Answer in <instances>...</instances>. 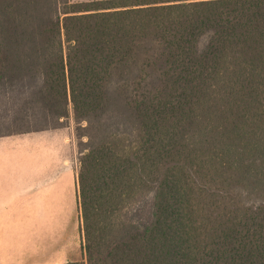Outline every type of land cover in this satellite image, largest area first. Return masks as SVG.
Returning a JSON list of instances; mask_svg holds the SVG:
<instances>
[{
    "label": "trees",
    "instance_id": "16d2710c",
    "mask_svg": "<svg viewBox=\"0 0 264 264\" xmlns=\"http://www.w3.org/2000/svg\"><path fill=\"white\" fill-rule=\"evenodd\" d=\"M27 85L88 137L66 264H264V0H0Z\"/></svg>",
    "mask_w": 264,
    "mask_h": 264
},
{
    "label": "crops",
    "instance_id": "0c3cea01",
    "mask_svg": "<svg viewBox=\"0 0 264 264\" xmlns=\"http://www.w3.org/2000/svg\"><path fill=\"white\" fill-rule=\"evenodd\" d=\"M23 108L0 107V264L81 262L74 122L26 128Z\"/></svg>",
    "mask_w": 264,
    "mask_h": 264
},
{
    "label": "rangeland",
    "instance_id": "374dc122",
    "mask_svg": "<svg viewBox=\"0 0 264 264\" xmlns=\"http://www.w3.org/2000/svg\"><path fill=\"white\" fill-rule=\"evenodd\" d=\"M71 2H85V1H96V0H69ZM36 87L35 86H22V87H8V86H4L2 88H0V107L3 109V112H7V111H14L15 109H17V107L19 106H23L24 104H26V102H28V107L31 106L30 104V98L28 96V94L30 95V91L35 90ZM28 93V94H27ZM39 106V105H38ZM71 112V110H70ZM10 115H12L11 113H8ZM31 116H29L28 118V123H26V128H41L46 127V126H56L55 121H58L57 119L53 118H46V120L42 119V116L39 113H35V115L37 116H33V114H30ZM13 117V115H12ZM73 119V116L71 115L70 117V113L68 115V117H65L64 119ZM63 119V120H64ZM32 121V122H30ZM67 120H64L63 124L66 123ZM85 125V124H83ZM74 135H75V145H76V155L77 156V164L79 167V163H78V159L80 156V152L83 151L84 148V144L85 142H87V135L86 132L84 131H80L77 127L76 124L74 123ZM28 264H32L29 261L28 258Z\"/></svg>",
    "mask_w": 264,
    "mask_h": 264
}]
</instances>
